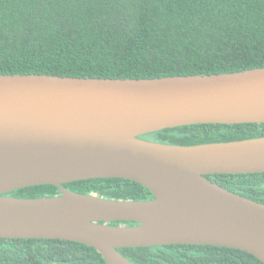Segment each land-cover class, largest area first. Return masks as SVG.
<instances>
[{"label": "water", "instance_id": "1", "mask_svg": "<svg viewBox=\"0 0 264 264\" xmlns=\"http://www.w3.org/2000/svg\"><path fill=\"white\" fill-rule=\"evenodd\" d=\"M249 123H264V67L139 79L0 75V239L82 243L106 264H137L119 249L165 245L229 247L264 264V203L207 178L264 173V137L198 145L142 138ZM106 178L135 181L153 198L62 188ZM40 185L59 194L7 195Z\"/></svg>", "mask_w": 264, "mask_h": 264}, {"label": "trees", "instance_id": "2", "mask_svg": "<svg viewBox=\"0 0 264 264\" xmlns=\"http://www.w3.org/2000/svg\"><path fill=\"white\" fill-rule=\"evenodd\" d=\"M260 67H264V0H0V75L139 79ZM260 137L264 123L198 124L142 136L176 145ZM207 178L264 203V173ZM62 188L116 200L153 198L141 184L125 179L82 180ZM58 194L57 187L40 185L7 195ZM119 251L137 264H263L245 251L212 245ZM0 264L106 262L96 249L73 241L0 239Z\"/></svg>", "mask_w": 264, "mask_h": 264}]
</instances>
